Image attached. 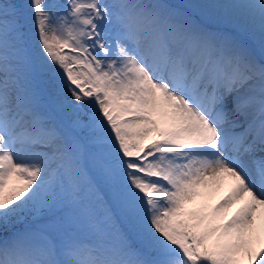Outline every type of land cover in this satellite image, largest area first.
<instances>
[{
	"label": "snow or ice",
	"instance_id": "1",
	"mask_svg": "<svg viewBox=\"0 0 264 264\" xmlns=\"http://www.w3.org/2000/svg\"><path fill=\"white\" fill-rule=\"evenodd\" d=\"M0 264H264V0H0Z\"/></svg>",
	"mask_w": 264,
	"mask_h": 264
},
{
	"label": "bare ground",
	"instance_id": "2",
	"mask_svg": "<svg viewBox=\"0 0 264 264\" xmlns=\"http://www.w3.org/2000/svg\"><path fill=\"white\" fill-rule=\"evenodd\" d=\"M226 191H227L226 188H225L224 190H222V191L218 194V196L216 197V199H219L220 196H223L224 194H226ZM213 202H214V201H213Z\"/></svg>",
	"mask_w": 264,
	"mask_h": 264
}]
</instances>
